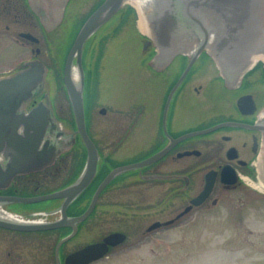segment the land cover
I'll return each mask as SVG.
<instances>
[{
    "label": "flooded vegetation",
    "instance_id": "1",
    "mask_svg": "<svg viewBox=\"0 0 264 264\" xmlns=\"http://www.w3.org/2000/svg\"><path fill=\"white\" fill-rule=\"evenodd\" d=\"M71 1L68 0L61 25L67 16H73V11L69 10ZM121 10L86 41L82 55L86 76L84 107L87 130L98 150L93 179L75 195L15 202L10 198H32L67 191L86 169L88 149L77 131L67 89L46 88V81L52 76L57 77L61 71L64 80L66 58L80 28L69 40L64 60L60 59L55 47V56L52 54L55 67H51L46 53L54 42L57 46L60 40L61 35L56 34L57 26H45L41 16L31 8L30 0H0V58L6 52L3 50L6 46L14 48L11 52L12 64H0V76L23 71L32 60L44 63L47 67L44 85L24 101L20 111L29 113L44 103L68 135L51 138L52 144H58L57 151L48 161L43 155L51 146L42 145L44 154L39 155L42 166L19 172L10 183L0 185V264H30L28 250L31 242L37 239L42 247L43 264H68L69 256L104 241L112 234H117L119 241L109 244L104 256L85 264L106 259L109 264H120V256H126L132 263L145 243H152V254L158 251L160 232L199 221L222 204L225 196L230 198L231 191L239 190L244 194L239 197L241 203L238 206L243 210L251 203L250 199H254V203L264 199V190L251 182H259V163L264 156L262 60L242 75L239 67L227 72L223 70L207 50L196 59L190 55H178L162 66L156 61L154 41L148 34L138 31L144 60L151 70V77L144 81L157 88L158 93L150 99L144 96L131 101L122 95L119 103L107 102L108 105L102 107L100 113L104 109L103 114H111V118L118 113L122 121L114 126L113 120H109L105 149L101 147V141L92 134L91 128L92 109L100 98L97 89L89 88V82L95 72L94 65L102 58L104 42L113 35L111 30L123 29L131 14L128 10L118 16ZM117 18L120 19L116 24ZM99 49H102L100 55ZM179 81L167 104L172 89ZM57 97L62 98L58 105ZM63 99L68 103L71 119L63 113V117L60 116ZM23 128L22 125V132ZM206 129L211 130L195 133ZM166 148V153L160 158L139 164ZM33 158L28 153L0 152V167L6 171L10 166L20 167L29 163ZM131 165L135 166L116 173L101 188L107 176ZM210 171L215 172L210 194L200 203H193L204 191L206 175ZM223 171L228 177L237 174V182H223ZM196 176L200 178L198 182ZM178 202H183L184 206L176 212ZM187 208L188 211L180 215ZM89 209L88 215L79 220ZM241 218L237 216V219ZM10 220H36L58 225L40 230H22L12 227Z\"/></svg>",
    "mask_w": 264,
    "mask_h": 264
},
{
    "label": "water",
    "instance_id": "2",
    "mask_svg": "<svg viewBox=\"0 0 264 264\" xmlns=\"http://www.w3.org/2000/svg\"><path fill=\"white\" fill-rule=\"evenodd\" d=\"M127 1L104 0L94 10L79 30L65 64L64 82L73 108L77 131L88 149V162L84 173L67 191L32 198L12 197L10 201L35 202L60 195H75L93 179L97 169L98 150L86 126L83 49L86 41ZM67 3L68 0H63L60 12L62 17ZM34 11L41 16L44 25L45 20L50 19V16L54 21H57L59 17V13L57 14L55 10L48 13L40 5ZM137 11L139 12L138 8ZM143 15L146 19V30L144 29L143 32L148 34L156 45V61L159 65L164 66L178 55H190L196 59L204 50H207L226 72L239 67L240 75L257 61L264 62V0H154L153 5L143 10ZM57 23L60 22L52 26H57ZM27 65L28 68L23 71L0 77V152L28 153L34 158L20 167L10 166L6 171L0 167V185L10 183L19 172L42 166L43 163L39 159V155L44 154L42 145L51 146L43 155L45 161L50 160L57 151L58 144V142L52 144L51 138L68 137L62 130L61 122L55 121L57 119L51 109L44 103H40L29 113L20 111L24 101L31 98L37 89L43 87L47 74V67L40 60L29 61ZM180 81L172 89L167 104L170 103ZM50 123L52 127L49 128ZM22 125L23 132L20 130ZM209 130L211 129L195 133ZM166 151L167 148L139 164L154 161ZM135 165L122 167L111 173L105 178L101 188L116 173ZM222 179L227 184H235L238 176L233 173L228 177L223 171ZM214 182L215 172L210 171L206 175L204 191L193 200V203L198 204L204 200L210 194ZM90 209L78 219L85 218ZM187 211L188 208L180 215ZM10 221L12 227L22 230H40L58 225V223L45 224L36 220ZM117 239L118 235L112 234L104 241L72 254L67 262L68 264H85L93 259H99L107 253L109 244L119 241Z\"/></svg>",
    "mask_w": 264,
    "mask_h": 264
},
{
    "label": "rangeland",
    "instance_id": "3",
    "mask_svg": "<svg viewBox=\"0 0 264 264\" xmlns=\"http://www.w3.org/2000/svg\"><path fill=\"white\" fill-rule=\"evenodd\" d=\"M103 0H72L70 4L71 14L63 21V25L57 23V35H61L60 40L55 46V42L51 48L47 49L46 59L51 67H55L52 54L54 55L55 47L59 51V57L64 60L67 53L69 40L74 37V33L81 28L85 19L94 11V9ZM136 0H128L123 6V11L130 10L127 17V23L123 29L113 31V35L104 42V52L102 58L97 59L98 64L94 65V75H91L89 88L98 90L97 95L100 98L92 109V134L100 141L101 147L105 149V138L108 132L107 126L109 120L112 119L114 126L119 125L122 121L121 115L116 113L113 118L111 114L100 113V109L108 105L109 101L120 102L121 96L126 95L131 101L139 99V97L147 96L149 99L158 93L157 88L144 81L151 77V70L142 50L141 38L137 36L140 31L141 14L136 9ZM31 8L36 9L39 5L44 7L48 13L55 10L59 13L57 21L47 18L45 26L49 28L56 22L62 21L60 15L63 0H30ZM134 7V9H130ZM35 12V11H34ZM75 14L78 16L76 17ZM78 18V19H77ZM77 19V20H76ZM120 18H117V22ZM74 28H73V24ZM62 27H59V26ZM113 26V24H112ZM60 28V29H58ZM76 34V33H75ZM14 48L6 46L0 58V64L9 66L13 62ZM102 49L98 50L100 55ZM53 53H52V52ZM55 56V55H54ZM58 61V60H57ZM60 63V61H59ZM58 63V64H59ZM90 67V62L88 63ZM2 69V67H0ZM55 75V73H54ZM52 76L46 81V88L60 89L65 88L63 81V73ZM64 98V97H63ZM62 100V98L60 97ZM57 97V105L60 100ZM95 99V97H94ZM64 106L60 111L71 119V112L68 109V103L63 99ZM97 104V105H96ZM72 111V110H71ZM63 113V114H62ZM68 119V120H69ZM114 130H116L114 128ZM199 181V177H195ZM253 184L259 183L257 180L251 181ZM230 198L224 197V202L215 210L204 215L199 221L187 222L175 226L170 231L160 232L158 237V251L151 253L150 244L145 243L141 250L138 251L134 261L130 263L125 257H117L125 264H264V199H258L254 203V199H250L251 203L247 204L245 209H239L241 201L240 196L244 195L241 191L229 193ZM230 200V201H228ZM184 206L183 202H178L176 212L180 211ZM245 212V214H241ZM244 215V216H243ZM241 216V219H237ZM40 240L31 242L29 247L30 264H43V254ZM125 258V260H124ZM120 262V264H121ZM95 264H109L108 260H101Z\"/></svg>",
    "mask_w": 264,
    "mask_h": 264
},
{
    "label": "bare ground",
    "instance_id": "4",
    "mask_svg": "<svg viewBox=\"0 0 264 264\" xmlns=\"http://www.w3.org/2000/svg\"><path fill=\"white\" fill-rule=\"evenodd\" d=\"M153 1L154 0H136V5L137 8L141 14V19H140V27L142 30H146V19L143 15V10L147 9L148 7H150V5H153ZM264 163H259V172H260V183H255V185L264 190Z\"/></svg>",
    "mask_w": 264,
    "mask_h": 264
},
{
    "label": "trees",
    "instance_id": "5",
    "mask_svg": "<svg viewBox=\"0 0 264 264\" xmlns=\"http://www.w3.org/2000/svg\"><path fill=\"white\" fill-rule=\"evenodd\" d=\"M130 9H133V7L130 6Z\"/></svg>",
    "mask_w": 264,
    "mask_h": 264
}]
</instances>
